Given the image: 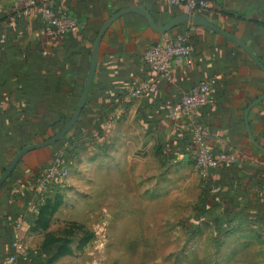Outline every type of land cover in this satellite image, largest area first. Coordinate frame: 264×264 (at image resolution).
<instances>
[{
	"label": "crops",
	"instance_id": "crops-1",
	"mask_svg": "<svg viewBox=\"0 0 264 264\" xmlns=\"http://www.w3.org/2000/svg\"><path fill=\"white\" fill-rule=\"evenodd\" d=\"M36 1L68 14L76 28L57 34L35 9L25 13L13 0H0V176L21 148L53 136L71 119L90 70L94 41L113 14L140 5L163 26L189 13L158 0ZM202 1L207 5L198 13L237 36L264 64V0ZM185 30L191 33L194 51L167 84L156 80L143 62L144 51L162 36L141 15L126 14L108 29L88 102L65 138L63 148L71 152L64 161L68 177L42 188L41 175L61 145L50 147L28 153L0 191V264H75L80 252L75 242L82 239L74 233L76 223H82L79 215L92 222L93 241H100L105 210L95 209L108 204L105 194L120 201L129 186L135 192H154L156 169L138 171L135 165L151 161L154 167L157 147L161 163L196 167V130L202 131L213 154L226 153L234 160L233 166H220L206 179L212 192L201 207L212 206L215 212L197 220L214 228L225 226L229 233L214 231L213 241L239 237L234 231L238 228L264 231V152L250 143L244 118L248 106L264 95V72L233 40L209 28L184 25L167 35ZM148 80L156 90L133 96L138 84ZM205 80L213 82L215 105L194 119L169 121V106ZM249 124L264 147V101L251 110ZM134 128L135 152L124 153L119 143L128 142ZM127 159L132 161L129 166ZM232 206L242 213L225 216ZM15 240L22 249L13 263Z\"/></svg>",
	"mask_w": 264,
	"mask_h": 264
},
{
	"label": "rangeland",
	"instance_id": "rangeland-1",
	"mask_svg": "<svg viewBox=\"0 0 264 264\" xmlns=\"http://www.w3.org/2000/svg\"><path fill=\"white\" fill-rule=\"evenodd\" d=\"M133 132L135 128L128 142L119 143L124 153L135 152ZM62 142L59 152L67 144L65 139ZM155 155L154 167L151 161L135 165L138 171L156 169L154 192H135L129 186L120 201L114 194H105L108 204L95 209L105 210L100 241H93L96 229L92 222L79 215L82 223H76L74 233L82 235L75 242L81 253L75 264H264V232L251 226L238 228L234 231L239 237L213 241L212 234L219 231L197 220L203 215L199 170L193 165L168 166ZM126 164L132 161L127 159Z\"/></svg>",
	"mask_w": 264,
	"mask_h": 264
},
{
	"label": "built area",
	"instance_id": "built-area-1",
	"mask_svg": "<svg viewBox=\"0 0 264 264\" xmlns=\"http://www.w3.org/2000/svg\"><path fill=\"white\" fill-rule=\"evenodd\" d=\"M158 1L173 8L184 7L192 14L198 13L199 10L207 5L202 0ZM13 2L18 7H22L25 13H30L35 9L57 34L67 35L73 28H76L75 21L68 14H59L53 7L40 6L36 0H13ZM190 37L191 33L189 30L180 32L175 36L164 35L159 41L144 51L143 62L154 73L156 80L160 79L167 84L173 83L174 70L187 63L194 51V47L190 43ZM212 87L213 82L205 80L194 88L184 92L179 103L169 106L167 119L173 122L182 118L194 119L202 109L214 106L215 100L211 96ZM148 90H156L154 82L152 80L141 81L134 89L133 96L140 95ZM194 137L196 140V167L203 180H206L211 172L218 167L223 165L229 167L234 163L233 157L226 153L213 154L203 139L201 130H196ZM64 161L65 152L61 150L42 179V188L49 182L61 183L65 181L69 175V171L65 168ZM12 247L15 252L10 257V261L15 263L18 253L22 249L21 241L15 240Z\"/></svg>",
	"mask_w": 264,
	"mask_h": 264
},
{
	"label": "water",
	"instance_id": "water-1",
	"mask_svg": "<svg viewBox=\"0 0 264 264\" xmlns=\"http://www.w3.org/2000/svg\"><path fill=\"white\" fill-rule=\"evenodd\" d=\"M129 13H135L141 15L147 22L150 29L158 35L164 36L167 35L169 32L174 30L177 27L184 26V25H192L196 27H205L213 30L214 32H217L219 34H222L223 36L233 40L239 47H241L246 54H248L252 60L255 62V64L264 72V64L255 56V54L252 52V50L245 45L237 36H235L232 33H229L225 30L220 29L219 27L215 26L212 22H210L207 18L202 16L199 13H185L178 15L174 17L169 23L159 26L155 20L151 12L144 6L140 5H134L130 8H126L123 10H120L113 14L102 26L101 30L99 31L94 44L93 48L91 50V66L88 73V76L85 80L84 88L82 91V95L80 98V101L77 105V108L72 115L71 119L53 136L40 141L38 143L29 144L24 146L19 152H17L12 160L10 161L9 165L6 167L5 171L0 176V191L2 187L5 185V183L10 179L20 162L23 160V158L30 152L46 149L54 146L55 144L63 141L67 135L72 131L74 126L78 123L80 116L88 102L89 94L93 85V81L95 78V74L98 67L99 62V51H100V45L103 40L104 35L108 31V29L117 22V20L121 17H123L126 14ZM264 101V95L258 98L256 101H254L252 104L248 106L244 113L245 123H246V131L248 134V138L250 143L256 147L257 149L264 152V147H262L255 139L251 128L249 124V114L251 110L260 105Z\"/></svg>",
	"mask_w": 264,
	"mask_h": 264
},
{
	"label": "trees",
	"instance_id": "trees-1",
	"mask_svg": "<svg viewBox=\"0 0 264 264\" xmlns=\"http://www.w3.org/2000/svg\"><path fill=\"white\" fill-rule=\"evenodd\" d=\"M222 13L223 14H225V15H227V16H229L230 18H236V16H235V14L232 12V11H224V10H222ZM69 121V120H68ZM68 121H66L65 123H64V125L68 122ZM63 125V126H64ZM50 136H45V138L43 139V140H45V139H47V138H49ZM62 141L61 142H59V143H57V144H55L54 146H52L53 148L54 147H58V146H60V145H62ZM29 145V144H28ZM22 149V148H21ZM64 150V152H65V161H66V159L68 158V157H70V155H71V152L69 151V150H67V151H65V149H63ZM158 152H160V151H158ZM157 152V153H158ZM58 154V153H57ZM230 166H233V165H230ZM229 166V167H230ZM50 168V167H49ZM6 169V168H5ZM5 169L2 171V173L5 171ZM49 170V169H48ZM48 170L47 171H45L44 173H42V175H41V177H45V175L47 174V172H48ZM203 180V179H202ZM50 184V183H49ZM48 185V184H47ZM201 192H202V198H201V201L202 202H204V201H206L207 199H209L210 198V193L212 192V188H211V186H210V182L209 181H207V180H203V182H202V184H201ZM59 204H57L56 206H58ZM230 205H232V204H230ZM48 207H50L49 205L47 206V208ZM202 209H203V215L204 216H211L212 214H213V212H215V208L213 209L212 208V206L210 207V208H208V209H206L205 207H202ZM240 213H242V211L240 212H238L237 213V211L235 210V207L234 206H232V208H229V209H226L224 212H223V214L225 215V216H227V217H230V216H237V215H239ZM218 217L219 216H217L216 217V219H218ZM264 227V226H263ZM259 228H260V226H259ZM264 229V228H263ZM215 230H218L219 231V233H225L226 232V229H225V226L223 225V224H217V225H215ZM263 231V230H262ZM264 232V231H263ZM226 233H229L228 232V230H227V232ZM14 243V241H12L11 242V245ZM13 248V247H12ZM60 249H62V246H61V248ZM60 254H62V251L60 252ZM12 256V254L10 255V257Z\"/></svg>",
	"mask_w": 264,
	"mask_h": 264
}]
</instances>
